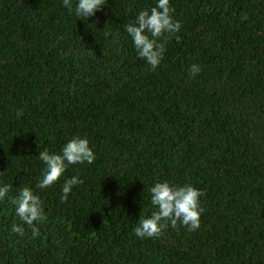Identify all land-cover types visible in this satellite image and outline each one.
<instances>
[{
    "label": "trees",
    "instance_id": "trees-1",
    "mask_svg": "<svg viewBox=\"0 0 264 264\" xmlns=\"http://www.w3.org/2000/svg\"><path fill=\"white\" fill-rule=\"evenodd\" d=\"M104 2L83 19L77 0H0V264H264V0H170L182 27L154 70L125 24L158 0ZM76 136L95 161L36 187L40 151ZM162 181L202 190L200 227L140 238ZM22 187L45 206L35 238Z\"/></svg>",
    "mask_w": 264,
    "mask_h": 264
},
{
    "label": "clouds",
    "instance_id": "clouds-1",
    "mask_svg": "<svg viewBox=\"0 0 264 264\" xmlns=\"http://www.w3.org/2000/svg\"><path fill=\"white\" fill-rule=\"evenodd\" d=\"M104 0H77L75 14L83 19L94 16L98 9L104 5ZM63 5L73 10L72 0H63ZM175 9L170 6V0H158L151 9H145L138 13L134 22L125 24L127 33L132 37L137 50L138 58H142L145 64L154 70L161 63L166 45L171 36L178 33L182 27L181 22L173 18ZM193 78L201 71L199 65L193 64L189 68ZM39 159L46 165L43 178L36 185L38 188H46L57 182L70 164H92L95 153L90 147L87 137L76 136L69 140L62 148L61 153H51L47 149L40 151ZM83 180L78 176L67 179L62 186L60 201L66 202L74 185L82 184ZM11 185L0 186V201L4 200L10 192ZM151 193V205L154 210L150 216L141 215L139 223L133 229L140 238L160 237L171 226L176 228L183 225L189 231L200 227V218L204 209L200 205L202 190L191 184L175 185L168 181L157 182L149 189ZM9 202L15 205L16 215L22 222L31 227L32 237L40 235L37 223L47 220L45 206L39 195L30 187H22L18 196L9 198ZM11 231L20 235L25 234V229L16 223L12 224Z\"/></svg>",
    "mask_w": 264,
    "mask_h": 264
}]
</instances>
